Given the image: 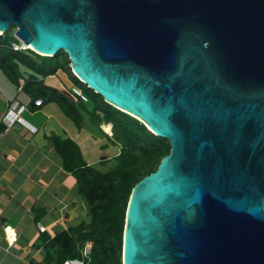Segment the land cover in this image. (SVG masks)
Wrapping results in <instances>:
<instances>
[{"label":"water","instance_id":"water-1","mask_svg":"<svg viewBox=\"0 0 264 264\" xmlns=\"http://www.w3.org/2000/svg\"><path fill=\"white\" fill-rule=\"evenodd\" d=\"M10 26L169 143L122 264H264V0H0Z\"/></svg>","mask_w":264,"mask_h":264},{"label":"crops","instance_id":"crops-1","mask_svg":"<svg viewBox=\"0 0 264 264\" xmlns=\"http://www.w3.org/2000/svg\"><path fill=\"white\" fill-rule=\"evenodd\" d=\"M23 76L15 84L0 69V264H62L72 254L83 260L82 231L90 219L75 169L97 168L120 145H112L111 134L106 137L88 116L77 124L60 103L46 101L59 95L73 102L68 86L61 92L45 88L44 79L42 87L27 79L30 73ZM36 98L45 101L35 106ZM100 127L109 131L105 123ZM91 132L96 135L88 141Z\"/></svg>","mask_w":264,"mask_h":264},{"label":"trees","instance_id":"trees-1","mask_svg":"<svg viewBox=\"0 0 264 264\" xmlns=\"http://www.w3.org/2000/svg\"><path fill=\"white\" fill-rule=\"evenodd\" d=\"M13 29L14 26H10L0 34V69L13 83L17 84L27 72L32 76L27 79L33 78L41 86L46 76L62 71L76 82V88L84 87L81 92L87 100L82 101L69 89L73 102L59 95H48L46 101L60 103L67 116L74 118L77 124L83 122L84 115L96 127L102 121L101 124L108 127L111 124L109 137L99 129L112 145H120L117 155L101 161L102 165L110 162V167L102 171L94 165L82 166L75 169V174L78 194L85 202L90 219L82 231V241L91 242L90 254L95 257L94 264H122L125 212L131 191L140 179L156 170L162 157L169 152V143L152 134L141 121L107 104L100 95L82 84L72 74L64 52L46 57L30 49L13 50L11 43L17 42L11 33ZM86 103L91 107L87 108ZM70 257L78 259L79 255Z\"/></svg>","mask_w":264,"mask_h":264},{"label":"rangeland","instance_id":"rangeland-1","mask_svg":"<svg viewBox=\"0 0 264 264\" xmlns=\"http://www.w3.org/2000/svg\"><path fill=\"white\" fill-rule=\"evenodd\" d=\"M14 31H15V29H13L12 30V34H14ZM30 50H32V49H30ZM33 51V50H32ZM70 64V63H69ZM43 85H44V87L45 88H52L53 87V89H58L59 91H61V92H64L65 90H66V88H65V85L66 86H68L69 87V89H71V87L72 86H77L78 87V85L76 84V82H74L67 74H65V73H59V74H51V75H48V76H46L45 78H44V83H43ZM83 88L84 87H79V89H80V91H83ZM58 91V92H59ZM72 98H74V97H72ZM71 101V100H70ZM72 102V101H71ZM86 105H87V108H90L91 107V104L89 103V104H87L86 103ZM55 111H56V113L58 114V115H60L61 116V113L60 112H58V110L57 109H55ZM92 127V126H91ZM100 128V130L103 132V133H105V131H104V129H101V127H99ZM102 128H104V126H102ZM91 130L92 131H95V132H97L96 130H95V128H91ZM106 132H108V129H106ZM92 134L89 136L88 134V136H89V139H88V141H90V137L92 136H95L96 134L95 133H93V132H91ZM97 133H99V132H97ZM110 134H111V132H110ZM87 136V137H88ZM98 137H100V138H98V139H105V136H103V135H101L100 133L97 135ZM96 136V137H97ZM94 141H98L97 140V138H96V140H94ZM108 140L106 139V142H107ZM98 143H100L99 141H98ZM82 144V143H81ZM105 145H107V146H110L111 147V144L109 145L108 143H106ZM101 146H103V145H101ZM86 148H87V146H86ZM112 148V147H111ZM110 148V149H111ZM88 150H84V153L82 154V155H84L85 156V159L87 158V155H88ZM104 154V153H103ZM103 156V155H102ZM110 162L109 163H107V164H104V165H102V164H99V165H97V168H99V169H101L102 171H105L106 170V168H109L110 167ZM81 250H82V248H81ZM83 256V255H82ZM81 259H82V257H81ZM85 259V260H84ZM83 260L85 261V263L86 264H94L95 263V257L94 256H92V254H90V256L88 255L87 257H84L83 256Z\"/></svg>","mask_w":264,"mask_h":264},{"label":"built area","instance_id":"built-area-1","mask_svg":"<svg viewBox=\"0 0 264 264\" xmlns=\"http://www.w3.org/2000/svg\"><path fill=\"white\" fill-rule=\"evenodd\" d=\"M12 36L17 40V42H12L11 43V48L13 50H20V49H24L25 46L22 44V42H20L15 36L14 34H12ZM21 87H19L20 89ZM71 91L72 93L77 96L78 98H80L82 101H86L87 98L85 97V95L82 94V92L76 88L75 86H72L71 87ZM42 103V99L41 98H36L34 100V105L35 106H39L40 104ZM1 137H2V134L0 133V143H1ZM41 229V227H40ZM91 247H92V244L90 241H86L84 242L83 244V248H82V255L84 257H87L89 254H90V251H91ZM62 264H85L84 261L82 260H77V259H68V260H65L63 261Z\"/></svg>","mask_w":264,"mask_h":264},{"label":"clouds","instance_id":"clouds-1","mask_svg":"<svg viewBox=\"0 0 264 264\" xmlns=\"http://www.w3.org/2000/svg\"><path fill=\"white\" fill-rule=\"evenodd\" d=\"M0 33H1V32H0ZM20 42H21V41H20ZM22 44H23V43H22ZM25 49H30V48H26V47H25L24 49H20V50H25ZM102 122H103V121H102ZM102 122L99 123V126H98V127H100V124H101ZM109 125H110V127H109V131H108V132H105V133H107V134L111 132V124L109 123ZM101 129H102V128H101ZM85 242H86V241H85ZM77 260H80V259H77ZM82 261H84V260H82ZM62 263H63V262H62Z\"/></svg>","mask_w":264,"mask_h":264},{"label":"bare ground","instance_id":"bare-ground-1","mask_svg":"<svg viewBox=\"0 0 264 264\" xmlns=\"http://www.w3.org/2000/svg\"><path fill=\"white\" fill-rule=\"evenodd\" d=\"M26 48H30V49H33L30 45H25L23 44ZM105 129H107V127H105Z\"/></svg>","mask_w":264,"mask_h":264}]
</instances>
